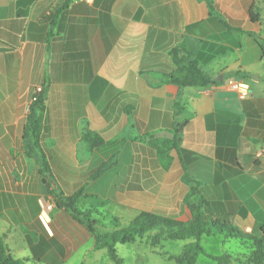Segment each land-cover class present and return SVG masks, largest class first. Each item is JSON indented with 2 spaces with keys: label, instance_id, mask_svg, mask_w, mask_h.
<instances>
[{
  "label": "crops",
  "instance_id": "1",
  "mask_svg": "<svg viewBox=\"0 0 264 264\" xmlns=\"http://www.w3.org/2000/svg\"><path fill=\"white\" fill-rule=\"evenodd\" d=\"M213 2L215 12L205 0H0V238L14 259L103 264L102 253L114 264L53 194L82 189L78 209L96 210L91 219L103 234L144 211L189 221L185 173L199 183L209 219L261 235L264 0ZM221 19L244 32H229ZM182 43L211 83L168 81L177 69L170 51ZM231 79L249 85L247 99ZM39 88L53 187L24 143ZM87 133L107 145L90 151ZM46 204L47 227L39 220ZM131 244L164 255L161 246ZM243 255L239 242L217 264H246ZM173 256L163 259L178 264Z\"/></svg>",
  "mask_w": 264,
  "mask_h": 264
},
{
  "label": "trees",
  "instance_id": "2",
  "mask_svg": "<svg viewBox=\"0 0 264 264\" xmlns=\"http://www.w3.org/2000/svg\"><path fill=\"white\" fill-rule=\"evenodd\" d=\"M205 1L212 12L217 11L213 0ZM221 21L229 32H244L240 28L231 27L223 19ZM170 55L177 68L169 76L168 81L170 83L180 87H188L206 86L212 82L211 78L204 74L201 68L194 63L192 60L193 52L184 43L173 48L170 51ZM46 100L44 91L37 93L30 107V114L25 126L24 143L28 156L33 157L40 165V174L43 182L47 187H53V182H48V179L51 180L53 177L48 156L50 152H47L41 143L45 127ZM83 142L90 151L101 149L107 145L100 137L92 133L85 134ZM153 146L158 147L157 145ZM114 163L115 160H111L102 164L91 175L90 179H97L111 168ZM184 182L190 187V191L185 198V204L191 213L189 221H182L144 211L133 219L128 226L104 234L97 232L96 221L91 219L92 215L97 212L96 210L81 211L78 209V201L83 194L82 189L69 197H65L62 191H58L53 195L56 198L58 207L65 208L95 235L98 247L107 249L110 259L114 264H124V261L117 254V244H131L138 241L147 242L151 247L161 246L166 241H192L185 247L182 254L173 256L171 259L175 260L178 264H196L198 256L204 254L221 263L223 257L217 258L208 255L200 245V240L203 236L216 234L224 236L227 240L240 242L244 247L243 259L246 264H264V225L261 227V235L255 236L231 224H222L209 219L204 210V201L198 187L199 183L187 173L184 174ZM0 264H25L24 260L14 259L10 255L7 246L1 238Z\"/></svg>",
  "mask_w": 264,
  "mask_h": 264
},
{
  "label": "rangeland",
  "instance_id": "3",
  "mask_svg": "<svg viewBox=\"0 0 264 264\" xmlns=\"http://www.w3.org/2000/svg\"><path fill=\"white\" fill-rule=\"evenodd\" d=\"M189 243V241H166L164 242L160 248H157V251L161 250L164 253L162 254L158 252V254H147L145 248L141 250L140 247H135L133 244H117V254L120 259L124 261L125 264H139V255L142 253L144 256L147 255V261L145 264H171L164 260L166 254L170 255H179L184 250L185 246ZM200 245L205 250V252L213 257L221 258L224 253L233 251L235 248L238 249L239 242L234 240H226V238L220 234L212 235V236H203L200 240ZM141 250V252H140ZM106 254H100L101 263L108 264L110 260L107 258ZM139 261V262H138ZM217 261H214L213 258H209L204 254H200L198 256L197 264H217ZM141 264H143L141 262Z\"/></svg>",
  "mask_w": 264,
  "mask_h": 264
},
{
  "label": "built area",
  "instance_id": "4",
  "mask_svg": "<svg viewBox=\"0 0 264 264\" xmlns=\"http://www.w3.org/2000/svg\"><path fill=\"white\" fill-rule=\"evenodd\" d=\"M228 85L232 90H234L237 93L240 99L245 100L250 96V93H251L250 87L245 81L231 79L229 80ZM41 91L42 89L39 88L38 93ZM52 207H53L52 204H46L39 216L40 222L46 227L48 226L50 222V212L52 210Z\"/></svg>",
  "mask_w": 264,
  "mask_h": 264
}]
</instances>
